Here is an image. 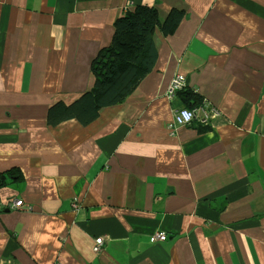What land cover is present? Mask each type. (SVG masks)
Masks as SVG:
<instances>
[{
    "label": "crops",
    "instance_id": "0c3cea01",
    "mask_svg": "<svg viewBox=\"0 0 264 264\" xmlns=\"http://www.w3.org/2000/svg\"><path fill=\"white\" fill-rule=\"evenodd\" d=\"M138 5L184 12L152 71L88 125L48 124ZM177 75L208 124L167 129ZM0 175V264H264V0H0Z\"/></svg>",
    "mask_w": 264,
    "mask_h": 264
},
{
    "label": "trees",
    "instance_id": "16d2710c",
    "mask_svg": "<svg viewBox=\"0 0 264 264\" xmlns=\"http://www.w3.org/2000/svg\"><path fill=\"white\" fill-rule=\"evenodd\" d=\"M183 18V11L171 9L160 20L154 7L143 5L135 6L117 18L110 45L92 61L94 86L68 106L53 105L48 111V124L75 119L85 126L97 117L101 108L122 103L154 67L157 58L153 43L155 30L165 37L173 35ZM177 99L182 107L191 109L199 105L201 98L183 89L178 92ZM20 178L17 175V181H21ZM4 183V176L0 175V186Z\"/></svg>",
    "mask_w": 264,
    "mask_h": 264
},
{
    "label": "built area",
    "instance_id": "2783aa9c",
    "mask_svg": "<svg viewBox=\"0 0 264 264\" xmlns=\"http://www.w3.org/2000/svg\"><path fill=\"white\" fill-rule=\"evenodd\" d=\"M185 78L183 75H177L171 81L167 89V97L172 100L177 97L178 92L182 91L185 87ZM205 106H195L194 108L188 109L180 106L178 109L173 111V120L167 127L168 130H173L176 126H185L194 122L195 120H199L202 124H208V119L214 117L217 114L215 109H211L210 114L205 113ZM25 208V205L21 200L15 201L13 204V208ZM73 208H77L76 202L72 204ZM16 209V208H15ZM166 239V235L162 232H158L153 234L150 237V242L155 243L157 241H164ZM103 244V238H97L94 241L93 251L98 253L101 250Z\"/></svg>",
    "mask_w": 264,
    "mask_h": 264
},
{
    "label": "rangeland",
    "instance_id": "374dc122",
    "mask_svg": "<svg viewBox=\"0 0 264 264\" xmlns=\"http://www.w3.org/2000/svg\"><path fill=\"white\" fill-rule=\"evenodd\" d=\"M24 204V203H23ZM25 205V204H24ZM8 207V206H7ZM8 208H10V209H12L13 208V205L12 206H10V207H8ZM15 208H19V207H15ZM31 207L30 206H28V205H25V208H24V210H27V209H30Z\"/></svg>",
    "mask_w": 264,
    "mask_h": 264
}]
</instances>
